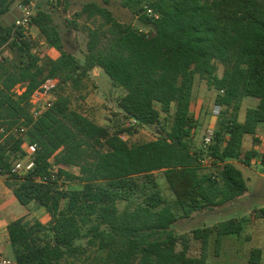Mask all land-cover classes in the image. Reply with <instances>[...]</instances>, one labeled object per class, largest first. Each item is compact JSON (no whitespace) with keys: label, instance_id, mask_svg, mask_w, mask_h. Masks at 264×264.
Instances as JSON below:
<instances>
[{"label":"trees","instance_id":"1","mask_svg":"<svg viewBox=\"0 0 264 264\" xmlns=\"http://www.w3.org/2000/svg\"><path fill=\"white\" fill-rule=\"evenodd\" d=\"M14 1L0 0V18ZM142 1L125 4L152 25L150 31L120 21L95 2L84 6L89 18H102L88 27L84 62L66 49L52 14L42 6L32 24L60 52L58 58H39L30 40L14 31L15 23L0 24V46L9 43L24 58L16 71L0 73V128L28 126L24 136L4 141L0 132V174L22 204L35 201L51 216L47 223L21 217L8 225L16 264H57L83 254L88 249L76 243L83 237L88 247L103 252L96 257L98 264H208L213 233L219 253L225 235H239L245 228V219L229 218L196 228L192 235L176 234L172 225L178 216L155 171L164 172L175 204L191 216L245 194L247 178L235 161L250 166L260 159L264 165V152L243 148L246 134L260 143L257 129L264 124V0ZM145 4L159 14L157 19L143 12ZM219 64L225 66L221 76ZM95 67L125 91L118 101L122 116L112 125L98 124L73 109L70 96L60 92L44 114L33 117L30 97L47 78L58 77L59 88L67 83L79 88ZM197 74L217 89L221 111L212 143L194 151ZM19 83L24 84L22 93L13 91ZM248 99L256 105L242 118ZM163 112L172 118L165 135L133 144L123 137L133 127L125 126V119L153 125ZM25 143H37L38 148L32 168L20 175L12 169L25 158ZM206 154L215 164L204 171L201 159ZM45 176L48 182L39 180ZM62 178L82 186L69 189ZM119 201L126 202L122 211ZM257 217L264 219V208ZM194 240L201 242L198 255L191 254ZM261 259L262 248H253L250 263L260 264Z\"/></svg>","mask_w":264,"mask_h":264},{"label":"rangeland","instance_id":"2","mask_svg":"<svg viewBox=\"0 0 264 264\" xmlns=\"http://www.w3.org/2000/svg\"><path fill=\"white\" fill-rule=\"evenodd\" d=\"M125 1L39 0V6H42L44 10L52 14L63 37L66 49L72 52L81 62H84L88 51V27H93L102 20L98 16L89 18L87 13H83L82 10L87 3L95 2L108 8L117 19L129 23L137 29L144 31L152 30V25L146 24L139 15L125 4ZM151 1L153 0H143L142 4L145 2L150 3ZM21 3H24L23 0H15L10 10L0 18V24H14L22 13ZM31 32L36 37V41H34L31 47L33 54L41 59L45 57L58 58L60 56V52L46 42L45 37L40 33L38 27L32 26ZM22 60L24 58L20 55V52L9 43L0 46V73H3L6 69L10 72L16 71ZM224 68L225 66L223 64H219L218 75H223ZM59 84L60 79L50 96L39 100L36 107L39 105L45 107L40 111L38 118L46 112L49 103L56 100L57 93L59 92L70 96L71 107L73 109L89 115V118L91 117L98 124L112 125L118 119V116H122L118 101L125 94V91L121 87L114 86L106 73L101 72L95 75L94 72L90 73V76L83 81V85L79 88L72 86L70 83L64 84L59 88ZM13 91L22 93L24 91V84H17ZM217 93L216 88L209 87L207 81L197 74L194 80V98L192 104L193 114H198L199 116L197 128H195L193 138L191 139V146L194 151L202 148L206 149L205 137L210 132L214 133L217 128L218 116H215L213 113ZM31 98L32 95L30 97V109L32 112L35 103L33 104L31 102ZM253 104L250 99L244 102L241 111L242 117L245 116L246 108ZM158 106L160 107V105ZM171 123V116L163 112L161 121L158 124L132 125V132L123 134V137L130 144L154 140L161 135H165ZM5 126L7 127V125ZM125 126H130L129 118L125 119ZM12 135L19 137L14 133H10L4 135L1 141H4L8 136ZM26 141L28 140L26 139ZM237 165L240 169H243L245 177L247 178L249 185L248 191L238 199L220 206L195 211L191 216H185L183 210L175 204V194L171 190L164 172L162 170L155 171V176L162 194L166 197L169 204L172 205L178 216L177 221L172 225V229L176 234L192 235L196 228L213 226L229 218L245 219V228L241 234L224 236L219 253L215 250V233L211 235L208 264H251V251L257 247L262 248L260 264H264V219L257 217V212L261 208H264V166L256 162L249 168H246L240 163ZM213 166H205L203 169L204 171L210 170L209 168ZM52 168L53 170H57L58 166L52 164ZM70 170L78 172V168L76 167H72ZM60 182H63V184L66 183L65 186L69 189H76L82 186L78 182L67 178L60 179ZM125 205V201H119L121 211L125 208ZM34 218L32 217V219ZM86 228L87 226L84 227V231H86ZM76 243L83 245L88 250L78 256L67 257L57 264H98L96 257L104 255L96 247H88V239L86 237L76 240ZM200 245V241H193L191 247L192 255H198L200 253Z\"/></svg>","mask_w":264,"mask_h":264},{"label":"built area","instance_id":"3","mask_svg":"<svg viewBox=\"0 0 264 264\" xmlns=\"http://www.w3.org/2000/svg\"><path fill=\"white\" fill-rule=\"evenodd\" d=\"M21 7V15L16 19L15 21V27L14 31H21L23 38H26L30 40L32 44H34V41H36V37L31 32V27L34 26L32 24L33 18L37 15L38 9H39V0H28V2H24L20 4ZM147 16L153 19H157L159 17V14L148 4L144 5V11ZM59 78L58 77H52L48 78L44 81V83L37 88L34 93L32 94L31 102L34 104V107L32 109V115L34 118H37L40 111L44 109L45 106L38 105L39 100L43 99L44 97H49L50 94L54 91L55 86L58 83ZM54 102V101H53ZM53 102L49 103V107L52 106ZM47 107V109L49 108ZM221 111V106L215 105L213 109V113L215 116H218ZM129 124L137 125L138 120L130 117L129 118ZM28 126H26L23 123L15 124L11 127L3 126L0 128V132L4 135L14 133L17 136H24L27 132ZM213 132H210L205 137V146H208L212 143V134ZM24 150L26 151V155L24 159L18 160L14 167L13 172H16L20 175H25L33 166L34 162L32 159V156L36 149L38 148L37 143H25L24 144ZM201 162L204 166H211L215 164V159L212 155H206V157L201 159ZM52 177H54V173L51 174ZM39 180L43 182L49 181V176H45L43 178H39ZM0 264H15L12 260L8 258H4L0 260Z\"/></svg>","mask_w":264,"mask_h":264},{"label":"crops","instance_id":"4","mask_svg":"<svg viewBox=\"0 0 264 264\" xmlns=\"http://www.w3.org/2000/svg\"><path fill=\"white\" fill-rule=\"evenodd\" d=\"M92 72H94V75L99 74L101 72L105 73L103 71V69L100 67H95L94 69H92L89 72V76H90V73H92ZM111 82H112V80H111ZM252 102L254 104L249 105V106L256 105V102L254 100H252ZM247 108H246V110H247ZM84 115L89 117V115H87V114H84ZM194 116H195L196 121L198 123V119H199L198 114H195ZM242 118H244V117H242ZM257 136L260 139V143L254 144L253 136L251 134H246L244 137L243 148L248 150V149H251L253 147H256L260 152H264V124L263 123H260L258 126ZM255 162L261 163L263 165V163L260 159H255L250 166H252L253 163H255ZM235 163L239 164L238 161H235ZM240 164H242V163H240ZM244 166L246 168L250 167V166H246V165H244ZM242 171H243V169H242ZM243 173H244V171H243ZM247 183H248V181H247ZM248 189H249V185H248ZM21 217H26V218L35 217V218L40 219L44 223H47L51 218V216L49 215L46 208L39 205L35 201L31 202L28 205L22 204L17 199V197L14 195L12 189L9 188L7 186V184L5 183V176L0 174V260L4 259V258H8L16 264L14 251H13V248H12V245L10 242V238H9L8 225L12 221H14L18 218H21Z\"/></svg>","mask_w":264,"mask_h":264}]
</instances>
